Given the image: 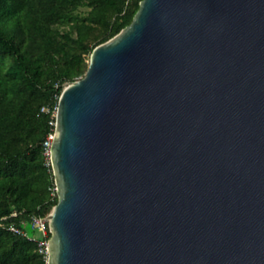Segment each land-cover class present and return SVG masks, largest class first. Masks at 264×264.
Here are the masks:
<instances>
[{"label": "water", "instance_id": "water-1", "mask_svg": "<svg viewBox=\"0 0 264 264\" xmlns=\"http://www.w3.org/2000/svg\"><path fill=\"white\" fill-rule=\"evenodd\" d=\"M47 264H264V0H141L64 83Z\"/></svg>", "mask_w": 264, "mask_h": 264}, {"label": "trees", "instance_id": "trees-1", "mask_svg": "<svg viewBox=\"0 0 264 264\" xmlns=\"http://www.w3.org/2000/svg\"><path fill=\"white\" fill-rule=\"evenodd\" d=\"M140 1L0 0V264H47L39 241L50 233L31 217L58 200L43 147L52 110L64 83L85 73V56L128 25Z\"/></svg>", "mask_w": 264, "mask_h": 264}, {"label": "built area", "instance_id": "built-area-1", "mask_svg": "<svg viewBox=\"0 0 264 264\" xmlns=\"http://www.w3.org/2000/svg\"><path fill=\"white\" fill-rule=\"evenodd\" d=\"M56 110H57V106L55 107V109L52 110L51 113V120H50V125L52 126L51 130L47 133L44 141H43V147H44V155H46V158L48 159V163H50V148L54 139V135H55V117H56ZM41 111H45V112H49L50 108L49 107H42ZM54 191L56 192V188H54ZM12 215H16V213H12ZM31 220L33 222V226L35 228H37L41 234L46 237L48 235V233H50L49 231V227H48V220L46 218V216L41 217V216H35L33 215L31 217ZM7 229L16 233V234H21V235H25V233L23 232L22 229L18 228L17 226L13 225V224H9L7 226ZM39 245L41 247V251L45 252L47 255V246H48V239H43L41 241H39Z\"/></svg>", "mask_w": 264, "mask_h": 264}, {"label": "rangeland", "instance_id": "rangeland-1", "mask_svg": "<svg viewBox=\"0 0 264 264\" xmlns=\"http://www.w3.org/2000/svg\"><path fill=\"white\" fill-rule=\"evenodd\" d=\"M80 11L84 12V11H86V8H81ZM90 55H91V54H88V55L85 56V58H86V64H87L86 67H88V65H89V62H90ZM86 69H87V68H86ZM85 72H86V71H85ZM84 74H85V73H84ZM84 74L76 76V79H79V78L83 77ZM47 215H48V214H47ZM47 215H46V216H47Z\"/></svg>", "mask_w": 264, "mask_h": 264}]
</instances>
